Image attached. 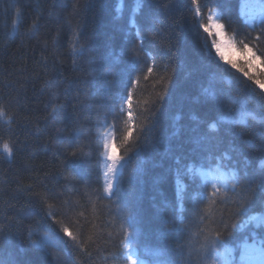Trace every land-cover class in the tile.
<instances>
[{
  "label": "trees",
  "instance_id": "1",
  "mask_svg": "<svg viewBox=\"0 0 264 264\" xmlns=\"http://www.w3.org/2000/svg\"><path fill=\"white\" fill-rule=\"evenodd\" d=\"M200 3L205 20L208 8L222 13L224 40L235 29L236 41L244 40L252 49L229 47L226 60L264 80V36L259 43L245 39L250 31L245 21L258 19L264 0ZM144 4L136 19L145 41L139 59H134L130 49L136 43L135 29H128L127 11L123 19L116 18V0H0V108L5 112L0 118V228L10 240L0 246V260L125 264L119 209L135 218L137 247L149 264H167L181 253L187 258L189 233L185 229L194 230L196 212L204 204L195 202L194 185L184 177L192 199L185 201L182 214L174 211L176 161L183 166L209 149L213 154L227 152L233 156L232 164L243 170L247 161L249 173L259 178L264 129L255 121L249 120L246 126L221 125L212 137L205 135L220 113L200 100L209 69L205 34L190 11L191 0H144ZM249 6L258 13L248 14ZM18 11L21 16L14 30ZM153 16L160 35L148 29ZM34 21L39 25L36 36L29 32ZM73 29L78 30L79 43L85 48L84 57L75 63L70 49ZM258 32L251 30V37ZM169 39L175 45L171 59L160 47ZM110 59L117 62L105 75ZM165 64L171 77L166 91L160 80ZM219 70L226 89L231 82L244 92L262 91L225 61L219 62ZM129 75L136 82L134 87ZM128 91L132 93L131 116L125 104L123 114L114 120L110 105L114 102L119 111L120 97ZM53 107L57 108L55 119ZM127 128L131 135L122 146ZM101 133L112 135L115 156L124 158L111 197L103 191ZM5 141L13 148L10 158L3 151ZM77 145L83 155L71 157L69 151ZM41 196L54 205L51 211L60 224L47 216ZM232 207L230 202L218 204L217 217L221 212L227 217ZM162 219L169 223L162 224ZM37 225L39 231L31 239L46 235L51 241L46 249L28 240V230ZM61 225L77 239L63 233ZM163 229L171 231L162 233ZM145 248L149 255L144 254Z\"/></svg>",
  "mask_w": 264,
  "mask_h": 264
},
{
  "label": "snow or ice",
  "instance_id": "2",
  "mask_svg": "<svg viewBox=\"0 0 264 264\" xmlns=\"http://www.w3.org/2000/svg\"><path fill=\"white\" fill-rule=\"evenodd\" d=\"M144 7V0H131V3H128V0H116L114 9L117 19H123L127 11L128 29L130 32L135 29L136 43L130 49V54L134 59H139V54L143 50L145 41L136 19ZM202 7L200 0H191L190 11L196 17L199 29L205 34V55L209 69L207 83L201 89L200 100L216 108L220 113L219 117L208 125V131L205 135L209 138L212 137L221 125L238 124L246 126L249 120L255 121L261 129H264V80H261L257 75L250 74L249 71L245 70L244 66H238L234 61L226 60L224 54L226 47H239L241 51L248 52H252V49L244 40L236 41L235 29L233 30V36L225 42V25L221 22L222 13L214 12L212 8H208L205 20ZM20 16L21 13L18 11V19L13 21L14 30L18 27ZM245 22L250 29L245 39H254L259 43L261 36H264V3L260 6L258 19L254 17L252 20H246ZM156 23V18L154 16L151 17L148 29L155 35H160V30L156 28ZM69 26L71 27V20H69ZM256 29H259L258 35L252 38L251 30ZM38 30V22L34 21L29 32L31 35L36 36ZM72 35L73 40L70 43V49L73 63H75L77 59L84 57L85 48L79 43L78 30L73 29ZM160 47L169 55V59L175 55L173 51L175 45L170 39L166 43H161ZM253 56H255V53H253ZM220 61H225L232 69L242 73L248 81L257 85L262 91L257 92L255 88H250L249 91L244 92L238 87L233 88L231 82H229L227 89L222 87L224 77L219 70ZM115 62L117 61L109 60L105 75H107V71L111 69ZM89 63H92L91 58ZM152 63L153 65L156 64L155 57L152 58ZM213 65L216 67L215 71L213 70ZM163 67L165 75L160 76V80L164 83L166 91V83L170 81L171 77L167 76L168 65L165 64ZM247 67H252L250 62ZM147 71L151 74L153 68L149 66ZM224 71H227V69H224ZM135 83L131 79V75H129V84L134 87ZM77 99H79V96ZM131 99L132 93L128 91L126 97H120L119 111L116 110L114 102L110 105L114 120L123 114L125 104H129V116H131ZM159 99L162 100L163 95ZM56 113L57 108L53 107V119H55ZM4 116L5 112L0 108V118ZM191 119L196 120V117L192 116ZM110 127L114 129L115 123ZM129 135H131V128L126 129V135L121 142L122 146L128 143ZM100 136L103 139L102 155L104 157L103 191L111 197L115 194V189L118 186V166L122 167V165H119V161L124 158L120 157L118 159L110 151L112 137H109L106 133H101ZM196 142L199 144L201 141L197 139ZM2 147L4 153L10 158L13 154V148L10 143L5 141ZM261 151L264 152V144L261 145ZM69 155L71 157L83 155V149L79 145L72 147ZM232 160L233 156L227 152L213 154L209 149L207 152L194 155L192 162L185 163L183 166L180 165L179 160L176 161V204L174 211L179 210L182 214L183 211H186L184 207L185 201L192 199L188 192L189 185L183 182L184 177H187L194 185L195 202L204 204V207L196 212L197 223L194 230L192 227L185 229L189 233L186 245L188 248L187 258L181 253L177 258L169 260L167 264H264V160H261L259 178L249 173L247 161H244L242 170L237 165L232 164ZM41 201L49 210L47 216L53 219L55 223L60 224V221L54 218V214L51 211L54 205L48 203V198L45 196H41ZM229 202L233 207L229 210L227 217L222 212L217 217V205ZM124 204L126 206L127 201H124ZM119 211L121 212L119 231L122 237V256L125 264H149L148 261L142 258L141 252L137 247L139 229L135 225V218L130 215H124L123 209H119ZM161 223L168 224L169 221L162 219ZM60 230L71 237L73 241L77 239L69 231L68 227L61 225ZM38 231V225L30 228L28 230V240L36 248L46 249L51 244L46 235H42L41 239L36 241L31 239ZM169 231L171 230L163 229L162 233ZM9 243L10 240L5 235L4 229L0 228V246ZM144 254L149 255V250L145 248ZM193 257H195V260H193ZM0 264H32V262L13 258L7 262L0 260ZM39 264H50V262L41 260Z\"/></svg>",
  "mask_w": 264,
  "mask_h": 264
},
{
  "label": "rangeland",
  "instance_id": "3",
  "mask_svg": "<svg viewBox=\"0 0 264 264\" xmlns=\"http://www.w3.org/2000/svg\"><path fill=\"white\" fill-rule=\"evenodd\" d=\"M247 13L250 14V15H254V14H257L258 13V10L256 8H253V7L249 6L247 8ZM225 42H227V41L225 40ZM224 54H225V57H228L229 56V47H226L224 49ZM110 151L115 156L114 151H113V148H112V145H110ZM122 164H123V160H120L119 161V165H122ZM118 167L120 168V166H118Z\"/></svg>",
  "mask_w": 264,
  "mask_h": 264
},
{
  "label": "bare ground",
  "instance_id": "4",
  "mask_svg": "<svg viewBox=\"0 0 264 264\" xmlns=\"http://www.w3.org/2000/svg\"><path fill=\"white\" fill-rule=\"evenodd\" d=\"M258 4H259V2H258ZM111 137H112V135H111Z\"/></svg>",
  "mask_w": 264,
  "mask_h": 264
}]
</instances>
